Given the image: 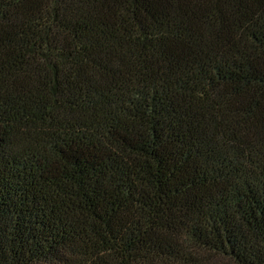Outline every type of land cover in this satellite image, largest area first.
Segmentation results:
<instances>
[{"label": "trees", "instance_id": "trees-1", "mask_svg": "<svg viewBox=\"0 0 264 264\" xmlns=\"http://www.w3.org/2000/svg\"><path fill=\"white\" fill-rule=\"evenodd\" d=\"M264 264V0H0V264Z\"/></svg>", "mask_w": 264, "mask_h": 264}, {"label": "rangeland", "instance_id": "rangeland-1", "mask_svg": "<svg viewBox=\"0 0 264 264\" xmlns=\"http://www.w3.org/2000/svg\"><path fill=\"white\" fill-rule=\"evenodd\" d=\"M205 257V260L204 261H210L211 263L213 264H231L230 262L226 261V260H222V259H219L217 257H214V256H210V255H207V254H203L201 256V258H204Z\"/></svg>", "mask_w": 264, "mask_h": 264}]
</instances>
